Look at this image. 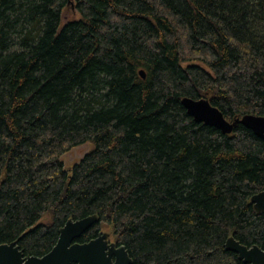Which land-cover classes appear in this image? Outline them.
Here are the masks:
<instances>
[{
    "label": "trees",
    "instance_id": "obj_1",
    "mask_svg": "<svg viewBox=\"0 0 264 264\" xmlns=\"http://www.w3.org/2000/svg\"><path fill=\"white\" fill-rule=\"evenodd\" d=\"M183 97L264 116V0H0V243L42 256L96 215L84 239L107 232L132 264H244L230 236L264 249V142Z\"/></svg>",
    "mask_w": 264,
    "mask_h": 264
},
{
    "label": "water",
    "instance_id": "obj_2",
    "mask_svg": "<svg viewBox=\"0 0 264 264\" xmlns=\"http://www.w3.org/2000/svg\"><path fill=\"white\" fill-rule=\"evenodd\" d=\"M139 74L144 77L143 70ZM180 102L186 113L197 123L215 127L224 134H230L241 124L264 142L262 115L245 114L228 121L206 98L183 97ZM250 203L257 212L264 214V190L253 194ZM97 220L96 215L68 219L59 229L55 245L42 256L24 255L17 240L0 243V264H132L126 248L109 242L107 232H98L95 238L86 242H74ZM224 246L244 264H264V249L257 245L247 247L230 236L225 240Z\"/></svg>",
    "mask_w": 264,
    "mask_h": 264
},
{
    "label": "rangeland",
    "instance_id": "obj_3",
    "mask_svg": "<svg viewBox=\"0 0 264 264\" xmlns=\"http://www.w3.org/2000/svg\"><path fill=\"white\" fill-rule=\"evenodd\" d=\"M78 14L74 12L71 6H67L62 12L61 25L65 24L67 21L77 19ZM92 147L91 142H86L80 146H77L62 156L63 163L65 166H71L73 163L79 161ZM66 167V168H68Z\"/></svg>",
    "mask_w": 264,
    "mask_h": 264
},
{
    "label": "flooded vegetation",
    "instance_id": "obj_4",
    "mask_svg": "<svg viewBox=\"0 0 264 264\" xmlns=\"http://www.w3.org/2000/svg\"><path fill=\"white\" fill-rule=\"evenodd\" d=\"M85 233V232H84ZM84 233L78 238V239H76L74 242H78V243H82V242H86V241H89L90 239H92V238H87V237H85V239H84ZM96 236H97V234H96ZM95 236V237H96ZM95 237H93V238H95ZM108 241L109 242H113V241H111L109 238H108ZM46 254V253H45ZM35 256V255H34Z\"/></svg>",
    "mask_w": 264,
    "mask_h": 264
}]
</instances>
